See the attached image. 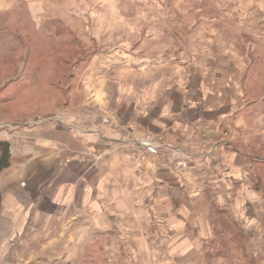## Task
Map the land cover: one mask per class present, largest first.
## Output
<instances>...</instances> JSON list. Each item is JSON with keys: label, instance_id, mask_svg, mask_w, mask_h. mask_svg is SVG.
Returning <instances> with one entry per match:
<instances>
[{"label": "crops", "instance_id": "0c3cea01", "mask_svg": "<svg viewBox=\"0 0 264 264\" xmlns=\"http://www.w3.org/2000/svg\"><path fill=\"white\" fill-rule=\"evenodd\" d=\"M29 1L0 0V29L21 8L27 14ZM240 16L260 39L262 4ZM211 44L184 64L175 57L169 86L165 70L153 69L156 83L143 91L152 99L130 117L194 158L183 172L85 118L5 140L13 163L0 174V264H207L213 214L243 205L237 192L264 159V81L248 59L264 43H246V54ZM72 155L81 161L65 163Z\"/></svg>", "mask_w": 264, "mask_h": 264}, {"label": "rangeland", "instance_id": "374dc122", "mask_svg": "<svg viewBox=\"0 0 264 264\" xmlns=\"http://www.w3.org/2000/svg\"><path fill=\"white\" fill-rule=\"evenodd\" d=\"M259 2L264 9V0L29 1L27 14L21 8L14 24L7 16L0 29V141L20 138L24 130L75 128V121L85 118L121 143L147 139L176 148L130 119L141 115L143 99H152L143 94L153 78L156 83L151 72L165 70L169 86L171 71L179 66L175 57L184 64L185 55L211 43H235L245 54L246 43H264V31L253 41L240 16ZM194 43L198 48L191 47ZM255 50L248 59L261 82L264 47ZM158 57L165 63L157 64ZM139 73L151 80L141 81ZM122 146L139 150L131 143ZM81 158L72 155L65 163ZM164 161L176 173L189 168L175 170L173 158ZM249 174L237 192L243 205L213 214L217 234L208 246L207 264H264V177L257 184L252 169Z\"/></svg>", "mask_w": 264, "mask_h": 264}, {"label": "built area", "instance_id": "2783aa9c", "mask_svg": "<svg viewBox=\"0 0 264 264\" xmlns=\"http://www.w3.org/2000/svg\"><path fill=\"white\" fill-rule=\"evenodd\" d=\"M123 144H133L136 149L149 151L150 153H154L159 158L167 159L173 158L175 165L173 166L175 170H184L187 169L193 162V157L183 151L178 150L177 148L172 147L171 145L165 144H155L153 140H137V141H129L123 140Z\"/></svg>", "mask_w": 264, "mask_h": 264}, {"label": "trees", "instance_id": "16d2710c", "mask_svg": "<svg viewBox=\"0 0 264 264\" xmlns=\"http://www.w3.org/2000/svg\"><path fill=\"white\" fill-rule=\"evenodd\" d=\"M13 163V157L11 154L10 144L6 141H0V174L8 169ZM257 165V166H256ZM258 183L260 184V179L264 177V159H260V161L256 162ZM259 168V169H258ZM2 203V196L0 193V208Z\"/></svg>", "mask_w": 264, "mask_h": 264}]
</instances>
